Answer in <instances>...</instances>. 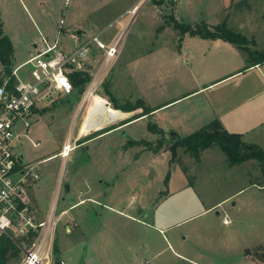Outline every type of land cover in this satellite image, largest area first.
Masks as SVG:
<instances>
[{
	"label": "rangeland",
	"instance_id": "rangeland-1",
	"mask_svg": "<svg viewBox=\"0 0 264 264\" xmlns=\"http://www.w3.org/2000/svg\"><path fill=\"white\" fill-rule=\"evenodd\" d=\"M0 19L16 44L13 66L30 57L33 40L41 45L45 25L55 28L64 19L68 33L88 39L106 30L104 39L109 40L129 21L122 30L120 56L98 91L69 100L58 95L51 104H39L42 108L29 118L28 130L14 149L40 172L38 181L27 183L38 221L51 210L60 173L64 186L56 214L76 203L81 190L95 189L99 203L78 204L56 224L55 261L61 257L66 264H264L260 162L251 159L230 167L217 146L197 159L179 148L172 159L173 127L182 128L179 120L194 104L197 109L199 96L117 127L143 109L181 98L201 81L230 71L243 55L264 51V0H0ZM223 22L247 37L246 52L219 47L191 32ZM73 46L69 36L62 37L64 51ZM93 59L87 68L97 64V57ZM3 71L0 61V78ZM112 98L120 106L142 108L128 115L113 107ZM113 127L117 128L97 136ZM89 137L93 138L84 141ZM177 164L188 169L193 195L204 212L160 231L154 222L155 206L169 186L167 175L174 177L180 169ZM175 181L180 187L178 176ZM214 205L218 206L208 209ZM225 216L229 224H224ZM20 262L14 258L7 264Z\"/></svg>",
	"mask_w": 264,
	"mask_h": 264
},
{
	"label": "built area",
	"instance_id": "built-area-1",
	"mask_svg": "<svg viewBox=\"0 0 264 264\" xmlns=\"http://www.w3.org/2000/svg\"><path fill=\"white\" fill-rule=\"evenodd\" d=\"M119 22L117 20L116 25ZM128 22L119 26L120 31L109 40L104 39L106 30L84 39L82 33H68L64 19H61L54 38L41 34L38 52L14 67L10 75L0 78V239L6 237L16 245L21 255L20 264H66L63 260H54V232L56 224L68 210L56 214L57 200L64 186L60 173L51 210L45 220H37L27 183L38 181L40 172L37 164L24 163L16 156L15 146L28 130L29 118L42 108L39 104H51L58 95L67 96L74 92L70 79L73 69L86 71L90 76L83 91L85 95L90 90L98 91L120 56L125 34L122 30ZM63 36H69L74 42L67 52L62 47ZM92 55L98 61L89 70L87 62ZM27 67L28 70H24ZM65 148L66 145L63 150ZM223 222L229 224L230 220L225 216Z\"/></svg>",
	"mask_w": 264,
	"mask_h": 264
},
{
	"label": "crops",
	"instance_id": "crops-1",
	"mask_svg": "<svg viewBox=\"0 0 264 264\" xmlns=\"http://www.w3.org/2000/svg\"><path fill=\"white\" fill-rule=\"evenodd\" d=\"M0 24L2 25L3 32L10 37L13 43L15 56L16 44L14 42V38L7 33V25L2 19H0ZM45 26L46 31L41 33L47 35L50 39L54 38L56 36L59 23L55 28L52 26ZM188 35L191 34L188 33L185 36ZM202 40L205 41L204 38H202ZM209 40L219 47L226 46L231 50L240 49L244 51V49H246L239 48L233 43L223 39L210 38ZM35 43L36 40H33V52L25 61L30 59L38 52V44ZM258 52L260 51L258 50L256 53ZM93 58L95 57H91L87 64L92 62L94 60ZM251 59V55H249V57H244L243 55L241 62L238 65L231 66L230 71L222 73L221 75L215 76L213 78H209L206 82L201 81L195 89H193L191 92H188L181 98L171 100L162 106L152 109L157 110L165 106L171 108L175 105L173 103L177 100H181L183 98L188 100L190 98L199 96V101L196 104L197 109L195 108L194 104V106L191 108L192 111L190 113L184 114V121L179 120L182 121V128L173 127L175 131L171 132L172 136H188L201 129L205 125L211 123L212 121L218 120L228 132L241 134L245 143L257 145L264 150V69H262L261 66H258L259 64L249 66L248 63ZM193 61H195V58ZM262 64L263 63H260V65ZM77 94H80V92L74 90L72 94L64 97H67L69 100V98L72 99L76 97ZM138 110L140 109H137L133 112L137 113L139 112ZM189 115H191V117L188 120ZM55 156L56 155H52L50 157ZM50 157H47L46 159H49ZM177 166L180 169L175 171L177 174L174 175V177L169 176V186L166 191H164V197L159 202V204H156L155 206L154 222L155 225L159 227L160 231L170 230L175 225H178L185 220L193 218L194 216L204 212V209L201 208V202L193 195V188L191 186L192 182L189 179L188 169L181 166L180 164H177ZM177 176L181 180L180 187H175V180L177 179ZM92 192L93 195L90 194L88 197H81L84 194ZM190 199H193V203L190 202ZM89 200L99 203V201L96 199L94 187L88 188V190L85 192L81 190L79 192L78 201L74 203L69 209H67V214L71 208H74V206L76 207L78 204H85ZM217 206L218 205H214L208 209L214 207L216 208ZM195 208L197 210H195ZM60 252L61 250L59 253ZM60 259L63 260L61 257ZM60 259L59 261H61Z\"/></svg>",
	"mask_w": 264,
	"mask_h": 264
},
{
	"label": "trees",
	"instance_id": "trees-1",
	"mask_svg": "<svg viewBox=\"0 0 264 264\" xmlns=\"http://www.w3.org/2000/svg\"><path fill=\"white\" fill-rule=\"evenodd\" d=\"M186 30H189V28H187ZM191 32L192 34H200L204 38L223 39L225 41L233 43L234 45L242 49H244L247 42L246 36H244L241 32H237L229 28L226 22L214 26L213 29L202 27ZM251 58L252 59L248 63L249 66L264 63V52H253L251 53ZM13 59V43L10 37L3 32L2 25L0 24V61L4 66V75H10L12 73V70L14 68ZM89 78L90 76L86 71L73 69L70 73V79L72 80L74 88L79 92L86 89ZM111 101L115 109H121L125 112H130L142 108L141 106L133 105L120 106L117 102H115L113 98ZM155 110L150 109L149 111H146L145 109H143L141 114L134 115L133 117L120 123L117 127L125 125L142 116L151 114ZM117 127L107 129L99 133L97 136ZM93 137L86 138L84 139V141H87ZM172 139H174V141H172L169 145L172 159L177 156L179 148H182L186 152L190 153V155L194 159H197L200 158L201 154H203L205 151L214 146H217L225 154L230 166L240 165L246 161L255 159L260 162L264 174V150L257 145L245 143L242 139L241 134L228 132L218 120L212 121L211 123L205 125L201 129L188 136L178 137L177 135H173ZM84 141H79V143ZM169 176L170 174L167 175L166 181H168ZM54 247L56 248V244L54 245ZM14 258H21L19 249L10 239L2 237L0 239V264H7L9 260Z\"/></svg>",
	"mask_w": 264,
	"mask_h": 264
},
{
	"label": "water",
	"instance_id": "water-1",
	"mask_svg": "<svg viewBox=\"0 0 264 264\" xmlns=\"http://www.w3.org/2000/svg\"><path fill=\"white\" fill-rule=\"evenodd\" d=\"M84 92L83 91H80V94H83ZM129 114H133L134 112L133 111H130V112H127ZM70 185L69 184H65V190L66 191H70Z\"/></svg>",
	"mask_w": 264,
	"mask_h": 264
},
{
	"label": "bare ground",
	"instance_id": "bare-ground-1",
	"mask_svg": "<svg viewBox=\"0 0 264 264\" xmlns=\"http://www.w3.org/2000/svg\"><path fill=\"white\" fill-rule=\"evenodd\" d=\"M128 115H129V113H128Z\"/></svg>",
	"mask_w": 264,
	"mask_h": 264
}]
</instances>
